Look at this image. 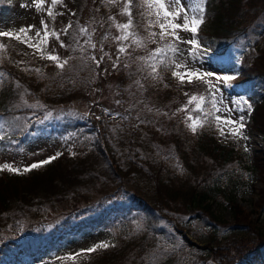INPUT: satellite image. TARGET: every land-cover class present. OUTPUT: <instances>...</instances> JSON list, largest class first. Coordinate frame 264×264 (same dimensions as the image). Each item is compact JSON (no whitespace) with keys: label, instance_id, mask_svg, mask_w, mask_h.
<instances>
[{"label":"rangeland","instance_id":"374dc122","mask_svg":"<svg viewBox=\"0 0 264 264\" xmlns=\"http://www.w3.org/2000/svg\"><path fill=\"white\" fill-rule=\"evenodd\" d=\"M245 1V0H244ZM253 0L243 3L244 8H248ZM184 7L191 16L192 9L202 5V0H182ZM24 4H31V0H0V31L18 30L27 25H35L41 28V20L48 24V31L53 30L60 33V40L49 36V42L43 46V50L58 55L61 59H67L68 63L63 69L48 59L42 58L38 51L28 47L15 39L0 37V43L5 45V49L0 51V83H9L13 88L11 95L2 94L0 88V108L6 105L10 110L8 115L0 112V134L4 139L0 140V165L10 164L13 167L23 169L56 156L61 153L64 147L72 155L75 152L74 132L75 126L86 129L87 123H93L101 113L109 116L127 112L135 109L136 115L150 108L154 109V116L161 115L167 119H179L187 125L186 120L189 114L201 116L196 112L195 102L189 106V111L182 109L187 104L191 95L207 97L209 89L205 83L194 80L192 83H184L178 90H171L168 97H165V88L154 84L150 80L153 73L152 65L155 59L150 54L157 48H163L171 42V38L161 40L155 37V42L149 39L151 32H159L158 27H148V21L154 20L148 9L140 6L139 15H135L132 6V31L144 39L145 47H136L134 44L128 48L127 53L118 51L121 44L127 46L130 41H119L115 37L121 32L115 27L114 17L117 23H127L128 17L122 15L124 0L116 4H105L102 0H63V4H58L53 10L55 13H62L53 17H48L46 12H38L35 7H23ZM259 4V3H258ZM50 6V0L49 4ZM251 9V8H250ZM74 14V15H73ZM248 26L244 28L229 43L221 42L214 44L206 38L199 29L196 37L201 44L200 57L195 61L190 57L188 49L190 45L179 43L180 51L173 56L176 63H187L188 68L200 69L201 71L214 72L221 76H234L243 63L241 53L247 49H252L253 44L259 33L264 30V8L259 13L250 11ZM179 22V21H178ZM71 24L72 27L68 28ZM202 26V25H201ZM88 29V33H81L80 28ZM67 29L65 32L64 30ZM35 29L33 30V34ZM179 35L184 39H190L191 34L180 31ZM90 42L96 44L93 49L89 46ZM61 41L65 45L61 47ZM35 43V41H33ZM218 46H226L228 53L223 57L217 58L212 53ZM85 51L90 57L97 56L100 52L108 59L105 66L102 65L104 78L99 79V67L92 60V66L84 74V80L79 86L83 88V94L72 99L68 97L72 93V72L78 67L75 66V56L78 52ZM170 52V51H169ZM107 53L108 55H105ZM255 53L250 50L248 55ZM144 57L146 59H140ZM114 62L115 65L114 66ZM123 65V71L129 69L134 74L133 83L135 84L137 95L132 98L121 99L122 89L119 83V74L122 71L118 66ZM127 65V66H126ZM174 70V65L171 63ZM36 69H40L37 72ZM11 71L19 73L27 81L40 82V87H49L53 94L59 96L65 93V100L61 102L46 101L29 89H22L20 82L12 77ZM180 71H184L183 68ZM11 74V75H10ZM211 79L220 90L216 93L219 101L218 107L221 112L214 111L212 117L216 115H227L223 109L231 108L232 119H238L243 115L246 120V128L243 130L248 139L234 138L229 132L232 126L221 125L224 135H221L217 128V123L212 118L216 129V137L222 144L230 145L239 149L247 160V166H234L232 168H222L213 173L209 183L213 187V197L211 200L212 211L219 215L225 224L213 227L210 222H198L191 220L193 231H206L213 229L217 235L232 234L233 231L241 236V229L231 228L234 223V211L232 204L240 207L249 218L256 219V225L250 229H245V234L252 237L254 228L264 220V208L257 210L254 201L258 198V189L261 186L258 180L257 171L249 163L251 150L264 149V132L253 128L248 121V107L252 103L247 83L237 84L235 79L227 82ZM137 81L139 83H137ZM86 83V84H85ZM127 87V85H124ZM29 93V94H28ZM185 93H188L186 96ZM132 98V99H131ZM236 101H246L240 106L243 112L237 111ZM42 104L43 107L30 108V104ZM51 113L49 117L47 114ZM47 117V118H46ZM204 119L206 117H203ZM247 146V151L245 150ZM171 150V147H168ZM174 153L173 151H170ZM175 156V154H173ZM176 157V156H175ZM56 160V159H55ZM52 160L51 162L55 161ZM176 162L179 163L177 157ZM236 182L232 195L228 193L226 184ZM231 200L233 203H231ZM120 203L119 198L111 194L97 192L92 193L90 202H82L78 210L72 206H56L48 209L40 218H27L21 223L19 232L13 235L12 240L0 249V264H72L84 260L92 259L97 253L109 249L118 244V233L133 231H143L145 223L139 220L135 213L128 209L120 211L111 210L110 205ZM157 233L146 234L149 249L147 251V261L144 264H153L159 259L167 257L172 251L175 252L177 261L166 264H191L195 262V254L200 251L205 254L207 241L199 242L196 238L179 231H173L169 225L163 222H156ZM151 229V227H150ZM247 230V231H246ZM243 231V232H244ZM256 236V235H255ZM256 238V237H255ZM108 242L111 246L106 249H99L91 253H83L76 257L75 261L71 256L81 253L82 250L92 248L100 242ZM189 242L195 243L189 247ZM198 250V251H197ZM123 264H133L131 255ZM207 264V260L199 258L196 263ZM254 264H264L262 256L252 259ZM240 264H248L242 262Z\"/></svg>","mask_w":264,"mask_h":264},{"label":"trees","instance_id":"16d2710c","mask_svg":"<svg viewBox=\"0 0 264 264\" xmlns=\"http://www.w3.org/2000/svg\"><path fill=\"white\" fill-rule=\"evenodd\" d=\"M245 1L202 0L206 38L215 43L228 42L246 29L250 11L259 13L264 8V0H253L248 8H244ZM133 12L138 15L139 0H134ZM250 50H255V53L249 56ZM226 52V46H219L214 54L222 57ZM241 56L246 63L239 66L235 82L247 83L252 101L248 121L253 128L264 132V30L259 33L253 48L243 51ZM96 59L100 60L98 71L101 81L104 78L102 65L105 66L108 59L101 52ZM75 62L78 69L72 72V93L68 95L72 99L83 94L79 85L86 81L84 74L93 64L85 51L76 54ZM154 64L156 72H153L152 80L154 84L165 87V97L171 90L180 89L182 84L172 76L171 53L157 57ZM122 68L120 64L118 69ZM12 77L20 82L22 89L38 92L46 101L65 100L64 92L56 96L51 88L42 89L40 82L27 81L14 71ZM119 77L121 85L128 86H121L122 98L135 97L131 69L127 72L122 69ZM6 88L10 89L3 85L1 90ZM207 98H211L210 94ZM204 107L211 110L208 103ZM135 112L133 108L112 117L102 113L92 124L81 125L86 129L75 126V152L72 155L64 148L55 161L32 171L19 174L0 171V249L19 232L24 219L40 218L48 209L61 205L78 210L82 202L91 201L92 193L102 192L119 198L120 203L110 205L111 210L128 209L145 223L146 228L143 231L119 232L117 245L97 253L92 259L72 264H123L127 255H131L133 264H144L149 249L146 234L149 230L158 232L154 225L156 222L182 232L184 239L190 235L199 242L207 241L206 246L201 247L207 249L205 254L197 250L195 262L191 264H199L196 263L199 258L206 259L207 264H254L252 259L259 255L264 259V220L254 228V235L248 236L244 230L256 225V219L249 218L236 204H232L235 221L226 225L241 229L237 231L242 232L241 236L234 231L217 235L213 229L192 230L191 220L207 221L213 227L225 224L212 211L214 189L209 179L219 169L247 166L248 163L240 150L220 143L212 115L207 116L205 125L193 133L179 119L155 117L153 109L138 116ZM248 157L261 184L254 206L262 210L264 149H253ZM235 185V181L229 182L223 190L227 189L232 195ZM192 245L195 243L189 242V247ZM174 255L172 251L153 264L174 263L177 261Z\"/></svg>","mask_w":264,"mask_h":264},{"label":"snow or ice","instance_id":"6c2138e0","mask_svg":"<svg viewBox=\"0 0 264 264\" xmlns=\"http://www.w3.org/2000/svg\"><path fill=\"white\" fill-rule=\"evenodd\" d=\"M105 4H116L119 3L120 0H102ZM134 0H124L123 8L121 11L122 15H126L129 19L127 23H117L114 17H110L115 25V27L121 32V35L115 37V39L119 41H130L131 43L125 46L121 44L118 51L120 53H127L128 48L133 44L136 47H145L144 39L140 38L137 33L132 31L133 28V19H132V6ZM31 0V4H24L23 7H35L38 12H46L48 17H53L62 13H55L53 10L56 8L58 4H63V0ZM140 6L148 9L149 13L155 17L154 20L148 21V27H158L160 31L151 32L149 39H152L155 42V37L159 36L161 40L166 39L168 37L171 38V42L166 44L163 48H157L153 53L150 54L151 58L155 59L156 57H160L166 55L167 52H171L173 56L180 51L178 48L179 43H184L190 45L188 49V53L190 57L195 61L200 57L201 44L200 41L196 38L199 33V29L201 25L204 23V8L202 5L197 8L192 9V15L188 14V10L184 7L182 0H140ZM74 15V14H73ZM179 21V22H178ZM72 25L69 24L68 28H71ZM35 32L33 34V30ZM65 32L67 29L64 30ZM180 31L188 32L191 34L190 39H184L179 35ZM81 33H88V29L81 27ZM49 36L54 37L56 40H60V33L53 30L51 33L48 31V24L46 21L41 20V28L37 29L35 25H27L19 28L18 30H9V31H0V37H7L9 39H15L21 43L26 44L28 47L33 48L38 51L42 58L53 61L57 67L63 69L65 65L68 63L67 59H61L58 55H54L51 52H45L43 50V46H46L49 42ZM91 38L89 37V46L93 49L96 48L95 43L90 42ZM35 41V43L33 42ZM65 45L61 41V47ZM5 49V45L0 43V51ZM105 55H108L105 53ZM90 59L95 61L96 65H100V60H97L95 56H91ZM103 57H101V60ZM140 59H146L144 57H140ZM172 64L174 65V70L172 71V76L177 78L181 84L184 83H192L194 80H199L205 83L210 92V99L204 96L191 95L187 101V104L182 109L183 111H189V106L193 105L195 102V111L201 113V116H193L191 114L188 115L186 123L190 130L195 133L199 128H202L207 122L203 117H207L212 115V111L221 112L222 110L218 107L219 101L216 99V93L220 91L216 85L212 82L211 78L214 77L216 80L227 82L235 79L234 76L224 75L221 76L214 72L201 71L200 69H191L188 68L187 63H176L173 59ZM114 66L115 62H114ZM127 66V65H126ZM183 68L184 71H180ZM153 72H156V65H152ZM37 72H40V69H36ZM158 74V73H157ZM0 75H3L0 73ZM137 83H139L137 81ZM187 96L188 93H185ZM208 103L211 105V110L205 109L204 105ZM237 111L243 112L244 108L240 105L247 103L246 101H236ZM30 108L43 107L42 104H30L28 105ZM248 111H251V105L248 104ZM224 112L228 113L227 115H216L214 116V120L217 123V128L220 130L221 135H224V129L221 125L224 126H232L229 128V132L234 138L239 139H248L247 136L244 135V129L246 128L245 120L246 118L241 115L238 119H232L231 108L223 109ZM49 117L51 113L47 114ZM47 118V117H46ZM3 127V125H0ZM4 139V135L0 134V140ZM245 150L247 151V146H245ZM61 153H57L56 156H51L46 160L39 161L37 163H33L32 165L25 167L23 169L24 172L32 171L33 169H37L43 165L50 163L52 160H55ZM0 171H9L14 173H20L21 169L13 167L10 164H2L0 165ZM111 245L104 241L94 245L92 248L82 250L81 253H77L71 256V259L75 261L76 257L82 255L83 253H91L95 252L99 249H106Z\"/></svg>","mask_w":264,"mask_h":264}]
</instances>
